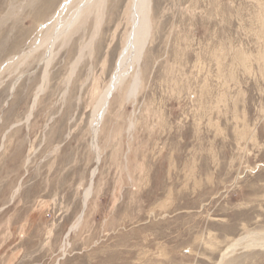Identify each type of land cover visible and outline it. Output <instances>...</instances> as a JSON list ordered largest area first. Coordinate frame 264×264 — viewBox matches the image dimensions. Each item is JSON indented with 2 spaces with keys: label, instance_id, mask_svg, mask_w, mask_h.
<instances>
[{
  "label": "rangeland",
  "instance_id": "rangeland-1",
  "mask_svg": "<svg viewBox=\"0 0 264 264\" xmlns=\"http://www.w3.org/2000/svg\"><path fill=\"white\" fill-rule=\"evenodd\" d=\"M66 1L0 0V264H264V0H150L104 110L137 0Z\"/></svg>",
  "mask_w": 264,
  "mask_h": 264
},
{
  "label": "bare ground",
  "instance_id": "bare-ground-1",
  "mask_svg": "<svg viewBox=\"0 0 264 264\" xmlns=\"http://www.w3.org/2000/svg\"><path fill=\"white\" fill-rule=\"evenodd\" d=\"M80 1H81L80 6L77 8V10L74 13L71 14L70 18L64 24L61 23V18L65 10L69 7L70 1L69 2L66 1L63 7L61 8V10H59L60 12L57 18V24H58L57 30L50 36L52 37V39L50 40L52 45L60 37L62 38V36L66 35L67 33L70 34L68 31H70L71 28L74 27V25L79 21V19L81 18L82 12L84 10H89L91 7L93 9V6L95 5L99 6L103 4V3L101 4L103 0H80ZM149 1L150 0H137V7H136L137 14L135 13L134 15V18L136 17L135 28H134L132 39L129 44L130 55L124 60V65L121 67V69L124 70V73L121 75L120 74L116 75V77L113 79V82L111 84L109 91L101 99L100 105L103 106V110L105 109V106L107 104L111 91L115 88L117 84H120L124 80V78L126 77L128 73L127 71H129L133 67V65H135L136 63L138 64V62L143 56L142 54H143L145 45L147 43L148 33H149V29H148L149 27ZM92 9H90L89 11H91ZM228 255H229L228 252L224 253L222 259L219 261L218 264H224V261L228 257Z\"/></svg>",
  "mask_w": 264,
  "mask_h": 264
}]
</instances>
